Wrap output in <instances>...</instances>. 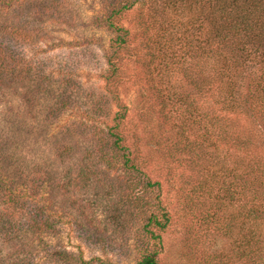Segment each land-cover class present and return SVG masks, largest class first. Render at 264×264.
<instances>
[{
    "label": "rangeland",
    "instance_id": "1",
    "mask_svg": "<svg viewBox=\"0 0 264 264\" xmlns=\"http://www.w3.org/2000/svg\"><path fill=\"white\" fill-rule=\"evenodd\" d=\"M175 1L142 0L115 17L128 31L129 44L119 52L121 76L115 82L106 78V53L116 32L104 20L123 0H29L14 9L26 37L9 42L13 58L7 63L16 65L11 81L0 83V171L18 184L21 171L46 169L52 185L45 192L63 223L39 238L19 211L17 238L9 242L0 236V264H85L90 259L87 264H135L150 246L143 224L158 198L169 217L156 231L158 264L264 263L240 257L239 187L230 186L237 190L230 197L228 179L223 182L231 160H237L239 138L257 139L259 128L247 104L235 113L216 96L208 98L203 90L210 87L196 93L193 72L204 78L211 58L191 49L195 35L203 32L193 30L189 3L178 7ZM259 75L257 66L243 70V94L253 92L251 83ZM111 90L127 107L118 133L138 171L104 163L95 150L97 132L105 133L96 124L112 125L119 110L107 94ZM166 95L170 104L158 99ZM176 97L184 103H173ZM192 99L202 136L189 125L182 139L177 119L172 126L164 114L175 110L179 118L183 113L190 124ZM212 116L219 120L206 136ZM211 136L215 150L208 145ZM195 139L201 151L187 152ZM217 171V180L208 182ZM146 178L159 182V188L146 187ZM251 226L264 237V213Z\"/></svg>",
    "mask_w": 264,
    "mask_h": 264
},
{
    "label": "trees",
    "instance_id": "2",
    "mask_svg": "<svg viewBox=\"0 0 264 264\" xmlns=\"http://www.w3.org/2000/svg\"><path fill=\"white\" fill-rule=\"evenodd\" d=\"M177 6H183L186 2L189 3V17L193 22V30L202 31V36L193 38L191 49L196 53L204 55L206 58H211L210 72L202 78L201 74H195L194 89L202 93V88L208 98H214L222 103L224 109L235 110L244 109L246 105L248 112L252 114V121L259 128V137L243 139L239 138L237 145L238 155L237 160H231V167L225 173L223 182L228 179L227 187L230 197L233 190L230 186L239 187L240 208L243 219L241 226L242 233L240 234V257L245 262H255L256 260H264V237L259 236L255 231H251V224L256 219L257 215L264 213V0H176ZM176 1L174 3H176ZM29 0H0V83L3 81H11L13 69L7 63V60L13 58L12 49L10 47L11 40H18L21 36L26 37L23 33V25L17 24L18 16L15 13L16 8L24 6ZM142 5V0H123L119 6L113 8L105 17V23L112 28L116 35L111 40V49L106 53V64L108 65L107 79L112 82L120 78V61L119 52L123 49H128L127 30L118 26L115 23V17L131 9L135 4ZM173 5V4H172ZM249 66H257L260 72L259 78L253 83V94L248 96L242 93L241 77L243 70ZM193 83V82H192ZM216 91V92H215ZM110 100L115 102L119 107L112 117V125L99 122L96 124L97 129L105 128L103 135L94 131L96 134L95 150L98 153V158L104 163L119 162L125 170L139 169L131 163L129 150L123 145L122 136L118 133L119 124L124 119L127 107L119 101L118 94L114 90L107 92ZM206 94H202L206 95ZM3 95L0 93V97ZM185 96H182L184 100ZM158 99L164 104H170V96H158ZM250 99V100H249ZM179 97L173 100V103H184ZM249 100V101H248ZM179 101V102H178ZM215 101V100H214ZM217 103V101H215ZM172 103V102H171ZM194 100H190L188 110L189 123L185 124V114H180L177 118L176 114L165 113L166 122H170L173 126L177 119L180 133L179 137L185 139L184 130L189 125L192 129L196 128V136H202L200 133V115L195 111ZM184 105V104H183ZM221 108V107H220ZM101 112H104L102 106H98ZM184 108V113H185ZM245 113V112H244ZM175 115V117L173 116ZM188 118V117H187ZM191 118V119H190ZM213 120L217 122L218 116L209 118L210 126L206 129V136L211 135V125ZM102 124V126L100 125ZM187 125V126H186ZM191 129V128H188ZM199 133H198V132ZM257 135V136H258ZM196 138V137H195ZM208 142L212 150L216 148V139L210 137ZM200 140L195 139L192 142V149L188 146L186 151L192 153L201 151ZM94 150V151H95ZM216 158V156H214ZM212 157L211 161H214ZM235 165L236 167H233ZM235 171V172H234ZM21 178L18 184L7 176H4L0 171V205L3 208L0 210V235L4 241H12L17 238L19 233V211H22L25 219H27V228L34 231L39 238L41 234L49 230L56 229L62 224L60 217L54 215L49 204L48 192L50 184L46 178V169H33L24 174L21 171ZM218 171L211 172L208 175L207 181H212V178L217 180ZM53 183V182H52ZM146 187L150 189L159 188V182L145 179ZM37 194V195H35ZM48 196V197H47ZM157 197V196H155ZM156 199V198H155ZM159 198L156 207L153 206L148 211L143 224L144 235L147 238V243L150 245L145 248L135 264H158V255L161 249L160 235L156 232L162 230L168 223V215L164 207L160 205ZM29 203H32L29 206ZM92 260L83 261L85 264ZM99 264H114L98 260ZM264 264V263H263Z\"/></svg>",
    "mask_w": 264,
    "mask_h": 264
}]
</instances>
